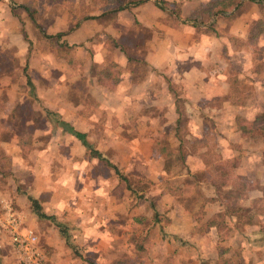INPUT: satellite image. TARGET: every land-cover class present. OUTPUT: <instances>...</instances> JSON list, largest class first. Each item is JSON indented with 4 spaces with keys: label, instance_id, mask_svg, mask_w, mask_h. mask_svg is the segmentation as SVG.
I'll use <instances>...</instances> for the list:
<instances>
[{
    "label": "crops",
    "instance_id": "0c3cea01",
    "mask_svg": "<svg viewBox=\"0 0 264 264\" xmlns=\"http://www.w3.org/2000/svg\"><path fill=\"white\" fill-rule=\"evenodd\" d=\"M4 1L8 0H0V43L10 42V45L15 39L21 41V49H28L26 34L29 37L38 33L40 36L38 31L43 29L38 23L31 30L26 27L30 17L24 9L25 5L10 8ZM79 1L69 0V3L77 6ZM206 1L167 0L169 11L173 2L179 4V17L168 14V9L160 10L153 1L129 11L105 15L93 13V19L86 20L82 16L76 18L73 21L76 23L71 26V17H67L66 34L61 37V42L72 45L74 49H86L91 64L102 65L112 60L119 66L117 81L111 83L112 91L100 89L99 108L104 104L107 106L106 103L110 101H121L122 106L128 105L132 110H138V115L133 116L136 121L130 125L127 118L130 119L135 111L128 115L125 108L118 107L110 113L112 122L110 120V124L105 126L115 134L128 131L129 127L130 132L137 135L129 143L123 141L124 148L135 151L137 158L129 160L132 164L135 162L137 178L144 177L154 183L149 195L153 198L155 209L162 215L149 237L153 238V234L156 236L162 226L169 235L187 240L183 241L189 243L186 246L194 248H197L198 241H212L214 231L211 229L205 234L197 232L199 223L194 215L201 203L189 211L179 201V197L190 194L193 176H198L202 182L200 187L203 191L205 189V198L213 195L209 181H219L225 177L226 181H257L259 177V182L264 183V171L258 162L264 149V138L253 139L250 143V130L264 109V28L260 30L257 24L263 14L258 6L245 2L240 13L231 21L226 17L217 18V35L205 31L207 24L195 28L186 21ZM16 9L21 13L15 14ZM135 20L150 32L151 38L136 44H143L144 49L128 51L116 48V44H123L124 34L134 32L135 35L131 37L137 41L139 31L133 26ZM56 34L47 31L45 35ZM45 53L44 60H47L48 66L45 69H53L56 58L48 51ZM140 66L144 68L142 73H138ZM5 146L1 144L4 150ZM138 147L142 153L137 150ZM162 148L174 151L173 160L169 162L174 166L178 158V168L171 165V168L165 169L167 156ZM22 158L18 154L13 155L11 163L5 167L4 158L0 156V216L4 206H13V199L19 194L17 174L23 169ZM234 159L235 167L232 168ZM253 163L257 169L253 168ZM27 170L25 167L24 171ZM79 171L80 177L89 174V169L85 172L83 166ZM97 181H100L98 176ZM167 182L179 183L182 190H175L173 194L162 189L161 184ZM95 194L99 196L97 192ZM148 205L146 202L145 206ZM100 206H104L103 201H99L97 206L101 214L104 209ZM201 209L208 218L218 211V206L205 202ZM17 210L28 219L25 211ZM15 260L10 247L0 237V264H16Z\"/></svg>",
    "mask_w": 264,
    "mask_h": 264
},
{
    "label": "rangeland",
    "instance_id": "374dc122",
    "mask_svg": "<svg viewBox=\"0 0 264 264\" xmlns=\"http://www.w3.org/2000/svg\"><path fill=\"white\" fill-rule=\"evenodd\" d=\"M4 3L10 8L25 5L32 13V20L29 18L26 27L31 30L38 23L43 29L38 31L40 36L38 33L36 36L30 34L29 38L26 34V41L31 43L28 49H21V41L15 39L10 45V42L0 43V145L6 144L5 150L1 148L5 155L3 163L5 167L7 163L9 165L13 155L23 157V169L17 174L19 194L13 199V206L28 214L26 224L34 227L38 233L47 257L43 264H104L108 251L118 249L119 253L133 258L137 252H141L137 246L143 247V254L154 263H157V257H164L169 260L168 264H180L178 257L182 253L187 258V264H193L194 247H187L189 243L183 242L187 240L177 239L167 232H158L150 238L151 234L142 229L143 225L135 224L134 219L144 210L146 202L134 198L109 166L88 155L76 138L53 125L55 120L47 115V112H56L76 130L85 131L88 141L105 153L113 165L126 171L132 184L136 183L138 172L135 162L132 164L129 159L137 156L129 147L124 148L123 141L129 143L137 135L130 132L129 127L128 131L115 134L105 125H109L110 120L112 122L110 113L118 107L125 108L128 115L135 111L130 119L127 118L130 125L136 121L133 116L138 110H132L128 105L122 106L121 101H110L106 103L107 106L104 104L101 108L90 109L80 103L77 95L69 99L67 56L63 57L62 53L54 55L55 45L50 46L44 37L47 31L52 34L64 33L67 26L65 19L71 17L69 25H74L76 18L89 13L87 10L92 7L91 1L80 0L77 6L69 3V0H8ZM259 11L264 13L261 8ZM19 13L21 10L16 9L15 14ZM131 35L135 33L124 34L123 47L128 51L144 49L143 44H136L145 40L142 36L146 33L138 34L137 41ZM47 51L56 57L57 62L49 70L45 69L48 66L47 60H44ZM85 51L78 48L69 52L74 56V66H77L74 72L77 75L87 72L91 66ZM138 68V73H142L143 66ZM95 94L98 96L97 91ZM137 150L142 153L140 147ZM81 166L85 167V172L89 169L88 176H79ZM25 167L27 171H24ZM68 170L71 172L68 173ZM97 176L100 181H97ZM249 195L250 198L264 195V183L259 182V177ZM30 197L38 200L46 215L54 217L53 222L37 217L32 210ZM99 201L104 202V206H100L104 209L101 214L97 207ZM151 214L152 211L146 212L145 225ZM58 225H62L69 234V242L61 235ZM0 237L8 246L6 234L1 232ZM196 244L202 259L210 261L208 258L215 254L213 240H201ZM261 247L263 251L260 255H263L264 247Z\"/></svg>",
    "mask_w": 264,
    "mask_h": 264
},
{
    "label": "trees",
    "instance_id": "16d2710c",
    "mask_svg": "<svg viewBox=\"0 0 264 264\" xmlns=\"http://www.w3.org/2000/svg\"><path fill=\"white\" fill-rule=\"evenodd\" d=\"M148 1H153L162 11L168 9L166 12H168V14L176 15V17H179L181 13L180 6L175 3L176 1L171 4V9L169 11V8H167V0H92V7L88 8L87 11L89 13L84 15L83 18H86V20L93 19L95 18L93 13L105 15L129 11L130 9L138 7ZM245 2L248 4H254L264 10V0H208L202 2L201 5L191 13L186 21L190 22L195 28H201L207 24L205 31L216 33L218 35L219 33L215 28L217 18L226 17L227 20L231 21L237 16L238 12H240L241 7ZM24 9L32 20V13L28 8ZM257 24L259 25L260 30L264 28V15L259 21H257ZM133 26L139 31L138 33L140 35L144 32L146 33L142 38H151L148 29L141 27L137 20L134 21ZM65 34L66 33H58L56 35H44V37L50 42V46L55 45L56 50L53 52L54 55L58 56V53H62L63 57L67 56V65L69 66L68 73H70L67 77L69 87L68 98L72 100L74 95H77L82 105L90 109H98L101 106L100 95L102 94L100 89L107 88L112 91V85L117 81L120 74L119 66L112 60L103 62L102 65L92 63L87 72L77 75L74 72L77 69V66H74L75 63L73 56L69 55L70 50L74 48L68 43L61 42V37ZM29 45L31 46V43ZM115 46L116 48L120 47V49H125L123 44L121 46L116 44ZM27 81L28 84H30L28 76ZM96 91L98 92V96L95 94ZM47 115L49 118L55 120L52 122L53 125L55 124L56 127L61 128L64 133L76 138L88 155L109 166L114 176L119 179V182L121 181L123 183L125 189H127L134 198L138 199L139 202H148L149 205L144 206V210L139 213L136 219H134V222L137 226L143 225L142 229H145L150 233L151 230L156 227L157 223L161 221L160 216H162L155 209L153 198L149 195L152 191L151 186L154 183L144 177H140L137 179L136 183L132 184L129 181L130 177H127L128 173L122 171L116 165H113L105 153L96 149L94 145L88 141L85 132L83 133L76 130L71 124L62 120L61 117H59L60 115L56 112H47ZM253 126V129L250 130V143L253 139L256 141L259 140V138H264V109L257 116ZM162 149L168 159H165L167 164L165 163L164 166L165 169L168 170L172 165L169 161L173 160L172 156L174 151L170 148ZM3 152L4 151L1 149L0 145V156L2 158L5 156ZM175 160L176 163L174 166L172 165V167L176 169L180 164L178 158ZM235 162L236 159L232 160V168L235 167ZM258 162L261 164L260 167L264 171V149L261 151ZM253 168L257 169L254 163ZM178 172L179 171L176 173ZM254 175L256 176V173H254ZM223 179L224 178H221V180L219 179V181L208 182L213 190V195L211 198H205V189L203 191L200 187V183L202 182L199 181L198 176H193L190 194L187 197H179V201L184 204L189 211H192L198 203H201L198 212L194 215L196 222L199 223L197 228L199 234L208 233L211 229L214 231L212 236L214 243V256L208 258L210 261H204L195 247L192 249V256L194 258L193 264H264V254L260 255L263 251L261 246L263 245L264 247V195L250 198V192L255 189V181L249 179L226 181ZM179 185V183L174 184L167 182L161 184V188L169 190L175 194V190H182ZM155 192L156 189H154L153 193ZM29 200L31 202L32 210H34L39 219H45L51 222L54 221L53 216H48L42 211V207L38 200L33 197H30ZM205 202L216 203L218 206V211L208 218L203 212V209H201V207L205 205ZM149 211H152V214L150 215L149 222L145 225L144 220L147 219L146 212ZM58 226L60 227L61 235L66 239V242H69V234L66 233V230L62 225ZM158 232L161 234H163V232L166 233L162 226L159 227ZM137 249H140L141 252H137L135 254L136 256L133 258L125 256L124 253H119L120 250L118 249L110 250L108 251L107 262L104 264H168L169 260H166L164 257H157V263H154L148 256L143 254V247L141 248L140 246H137ZM179 261L180 264H187V258L184 254L181 253ZM89 264L102 263L95 262Z\"/></svg>",
    "mask_w": 264,
    "mask_h": 264
},
{
    "label": "built area",
    "instance_id": "2783aa9c",
    "mask_svg": "<svg viewBox=\"0 0 264 264\" xmlns=\"http://www.w3.org/2000/svg\"><path fill=\"white\" fill-rule=\"evenodd\" d=\"M24 219L21 212L6 204L0 216V233L6 234L8 246L18 264H43L46 254L39 235Z\"/></svg>",
    "mask_w": 264,
    "mask_h": 264
}]
</instances>
